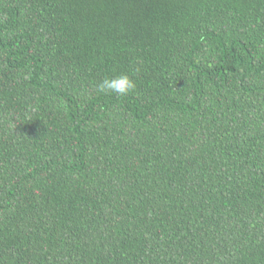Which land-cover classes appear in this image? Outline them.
Here are the masks:
<instances>
[{
  "label": "trees",
  "instance_id": "trees-1",
  "mask_svg": "<svg viewBox=\"0 0 264 264\" xmlns=\"http://www.w3.org/2000/svg\"><path fill=\"white\" fill-rule=\"evenodd\" d=\"M0 264H264V0H0Z\"/></svg>",
  "mask_w": 264,
  "mask_h": 264
},
{
  "label": "clouds",
  "instance_id": "clouds-1",
  "mask_svg": "<svg viewBox=\"0 0 264 264\" xmlns=\"http://www.w3.org/2000/svg\"><path fill=\"white\" fill-rule=\"evenodd\" d=\"M135 89L136 82L128 74L105 77L98 86V90L102 93H115L121 97L132 93Z\"/></svg>",
  "mask_w": 264,
  "mask_h": 264
}]
</instances>
